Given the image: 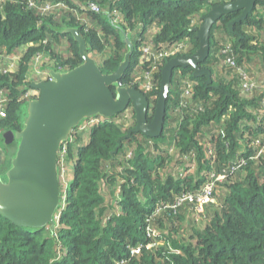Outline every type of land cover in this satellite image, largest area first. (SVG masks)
I'll return each mask as SVG.
<instances>
[{"label":"trees","instance_id":"1","mask_svg":"<svg viewBox=\"0 0 264 264\" xmlns=\"http://www.w3.org/2000/svg\"><path fill=\"white\" fill-rule=\"evenodd\" d=\"M229 1L0 0L6 112L0 138L21 128L24 95L41 60L45 69L83 63L78 42L59 29L78 28L104 73L115 72L128 51L117 25L132 34L135 52L120 82L145 93L151 121L169 58L142 59L143 45L152 44L157 55L185 42L181 54L195 53L200 42L193 28L211 7ZM240 14L223 16L212 28L210 55L201 64L212 71V84L195 77L192 67L174 70L160 136L133 133L112 157L119 138L136 125L132 105L74 130L59 156L72 180L63 176L54 230L0 215V264H264V81L245 66L257 58L264 64V0L230 31ZM229 55L256 79V88L243 89ZM212 184L210 200L199 204Z\"/></svg>","mask_w":264,"mask_h":264},{"label":"water","instance_id":"2","mask_svg":"<svg viewBox=\"0 0 264 264\" xmlns=\"http://www.w3.org/2000/svg\"><path fill=\"white\" fill-rule=\"evenodd\" d=\"M260 0H233L215 5L201 16V25L194 27L200 45L190 55L170 58L162 69L161 87L153 119L149 121L150 101L143 91L126 87L121 79L128 69L134 42L124 32L123 42L128 45L123 61L113 73H104L96 59L87 52L85 38L76 27L59 29L71 33L79 44L83 63L69 69L50 68L51 78L33 80L32 89L38 96L24 102L21 128L3 134L6 145L16 144L4 171H0V215L13 223L31 228L56 226V216L61 208L63 191L59 156L63 145L74 130L94 116L111 118L124 112L130 105L135 111L136 125L119 138L112 157L122 146L124 139L141 132L158 137L164 130L167 99L176 68L192 67L195 77H206V84L213 83L212 71L202 68L211 49L212 28L223 16L241 11L228 27L245 20Z\"/></svg>","mask_w":264,"mask_h":264},{"label":"built area","instance_id":"3","mask_svg":"<svg viewBox=\"0 0 264 264\" xmlns=\"http://www.w3.org/2000/svg\"><path fill=\"white\" fill-rule=\"evenodd\" d=\"M88 8L94 10L95 12H99L100 11V7L94 3H90L88 5ZM187 48H188V45L187 43L185 42H179V43H175L173 45H171L170 47L168 48H163L157 55L154 54V48H153V45L152 44H147L145 43L142 47V52H143V56H142V59L143 57L147 58V59H150L152 56L154 57H158V58H166V59H170L174 56H176V54H178L179 52L181 51H187ZM224 52H231V49L230 47H227L224 49ZM181 54V53H179ZM178 54V55H179ZM18 60V59H17ZM15 63V60L13 58L12 60V63L10 64V68L13 66V64ZM227 63L232 66V67H236L240 76H241V81H242V87L245 91H250V90H253L254 88H256L258 86V83L256 81L255 78H253L251 76V74L245 69L243 68L242 66H240L235 57L233 55H229L227 57ZM34 76L36 77L35 79L33 80H36V81H40V80H48L51 78L50 76V68L49 69H45L42 67V65L39 63L37 65V67L35 68V72H34ZM32 80V81H33ZM31 81V82H32ZM151 87V83H147L146 85V88H150ZM38 96V91L34 90V89H29L28 91H26L24 97L27 100L29 99H32V98H35ZM6 115V112H5V109L3 108V100L0 99V118L2 117H5ZM105 118H96V117H93L92 119H89L91 121H89V124L86 125V127L88 128L89 126H93L94 124H97L99 122H102L104 121ZM84 124V122L82 123ZM86 128V130H87ZM62 151V149H61ZM61 151H60V156H61ZM0 164H1V161H0ZM59 165H60V158H59ZM72 174V173H71ZM60 175H61V180L63 182V176H66L65 178L68 180L70 178L69 181H71V177H69V172L68 170L67 171H64V170H61L60 168ZM70 183V182H69ZM68 189H69V184H66V190H67V193H68ZM213 190V184L212 185H209L207 187V194L205 196H201L199 198V204H203L207 201L210 200V192Z\"/></svg>","mask_w":264,"mask_h":264},{"label":"rangeland","instance_id":"4","mask_svg":"<svg viewBox=\"0 0 264 264\" xmlns=\"http://www.w3.org/2000/svg\"><path fill=\"white\" fill-rule=\"evenodd\" d=\"M129 35L132 37V34L129 33ZM40 64L43 65V61H40ZM245 66L247 69L251 72L253 71V75H256V78H258L260 81H264V64L262 61V58H257V59H252L248 61V64L245 63ZM45 68V67H44ZM221 68V67H220ZM223 72L228 74L229 72H226V69L222 66ZM225 69V70H224ZM126 117H130V114L127 113ZM92 119V118H90ZM92 122V121H91ZM89 124V119L84 122L82 126L77 129V132L85 131L86 130V125ZM87 134V132H86ZM3 137V136H2ZM0 138V161H1V166H0V171H4L6 169L7 164L9 163L10 157L13 155L14 151L16 150V144L14 143V146L8 147L9 145L4 144V140ZM85 138H88V135L85 136ZM69 172V177H71L72 169L68 168ZM70 179V178H69ZM70 185L69 184V190H70Z\"/></svg>","mask_w":264,"mask_h":264},{"label":"flooded vegetation","instance_id":"5","mask_svg":"<svg viewBox=\"0 0 264 264\" xmlns=\"http://www.w3.org/2000/svg\"><path fill=\"white\" fill-rule=\"evenodd\" d=\"M177 43H179V42H177ZM187 45H188V43H187ZM184 52H187V51H181V52H179V53H184ZM179 53H178V54H179ZM178 54H176V56H178ZM179 55H183V54H179ZM89 121H91V120H89ZM82 125H83V124H82ZM82 125H81V127H84V126H82ZM0 166H1V165H0Z\"/></svg>","mask_w":264,"mask_h":264},{"label":"clouds","instance_id":"6","mask_svg":"<svg viewBox=\"0 0 264 264\" xmlns=\"http://www.w3.org/2000/svg\"><path fill=\"white\" fill-rule=\"evenodd\" d=\"M105 119H108V118H105ZM105 119H104V120H105Z\"/></svg>","mask_w":264,"mask_h":264}]
</instances>
